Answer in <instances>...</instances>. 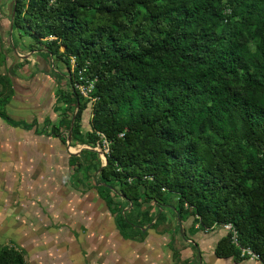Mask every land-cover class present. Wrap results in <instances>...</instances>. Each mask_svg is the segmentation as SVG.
Listing matches in <instances>:
<instances>
[{
	"label": "trees",
	"instance_id": "16d2710c",
	"mask_svg": "<svg viewBox=\"0 0 264 264\" xmlns=\"http://www.w3.org/2000/svg\"><path fill=\"white\" fill-rule=\"evenodd\" d=\"M9 22L29 51L64 65L70 91L56 92L46 122L22 124L6 112L14 90L2 74L11 95L0 89V118L64 144L73 119L72 141L105 139L106 162L81 149L68 163L95 167L124 239L155 228L168 208L191 214L192 229L230 223L238 245L226 231L217 257L241 258L244 247L264 262V0H12ZM0 264L24 255L0 245Z\"/></svg>",
	"mask_w": 264,
	"mask_h": 264
},
{
	"label": "rangeland",
	"instance_id": "374dc122",
	"mask_svg": "<svg viewBox=\"0 0 264 264\" xmlns=\"http://www.w3.org/2000/svg\"><path fill=\"white\" fill-rule=\"evenodd\" d=\"M0 5V75L10 78L14 90L11 95L7 83L0 80L2 97L11 95L6 112L22 124H41L55 114L51 101L56 92L70 91L65 81L68 72L59 62L56 69L46 53L29 51L27 36L19 39L15 31L10 35L12 0H0ZM90 84L77 86L83 90ZM66 112L68 119L75 108ZM90 113L89 100L83 112L84 129H89ZM29 128L13 127L0 118V245L21 251L25 264H186L179 254L190 231L194 236H188L204 255L224 232L221 225L208 233L192 229L191 214L178 218L164 208V218L155 228L143 229L136 239H124L95 187V167L85 165L76 171L68 163L70 152L92 148L71 137L69 145H74L68 151L67 140L64 144L36 133L34 126ZM93 149L96 159L103 161L104 147ZM169 198L171 203L177 200L174 195ZM142 209L155 214L149 204ZM203 238H207L204 243ZM189 245L194 248V242Z\"/></svg>",
	"mask_w": 264,
	"mask_h": 264
},
{
	"label": "crops",
	"instance_id": "0c3cea01",
	"mask_svg": "<svg viewBox=\"0 0 264 264\" xmlns=\"http://www.w3.org/2000/svg\"><path fill=\"white\" fill-rule=\"evenodd\" d=\"M0 7L2 6L0 5ZM196 228H197V225H195V229ZM203 231H205L204 233H208L210 230H203ZM225 233L226 231L224 230V232L216 239V241L213 242L214 244L213 249H211L209 253H206V255H204L202 254L204 251L201 249L200 245L197 242L193 241L192 237H189V236H194V234L190 231V233H188L189 236L188 235L186 236L187 245L186 244L182 245L183 248L179 255L180 256L182 255L184 261H186V264H264V262H261L259 259L252 258V257H241V258H234V257L219 258L217 257L214 254V247L217 241L223 235H225ZM206 240L207 238H203L202 243H204V241L206 242ZM193 242H194V248L191 245H189V244H193Z\"/></svg>",
	"mask_w": 264,
	"mask_h": 264
},
{
	"label": "built area",
	"instance_id": "2783aa9c",
	"mask_svg": "<svg viewBox=\"0 0 264 264\" xmlns=\"http://www.w3.org/2000/svg\"><path fill=\"white\" fill-rule=\"evenodd\" d=\"M73 62V61H72ZM93 84L91 83L89 85L88 88H84L83 90H80V92L86 96H88V92L91 90ZM78 87V86H77ZM99 146V145H98ZM103 147H104V153L108 152V143L107 141L104 139L103 140ZM223 228L225 231H230L232 233V241L235 245H238V241H237V232L236 230L233 228V226L230 223L224 224ZM240 256L241 257H252V258H256L259 259V256L253 252L251 249L249 248H244L241 247L240 248Z\"/></svg>",
	"mask_w": 264,
	"mask_h": 264
},
{
	"label": "water",
	"instance_id": "95a60500",
	"mask_svg": "<svg viewBox=\"0 0 264 264\" xmlns=\"http://www.w3.org/2000/svg\"><path fill=\"white\" fill-rule=\"evenodd\" d=\"M11 32H12V25L10 24V35H11ZM72 123H73V119H72V121H71V126H72ZM70 138H71V127L69 128V132H68V136H67V142H66V147H67V150L69 151V147H70V145H69V141H70ZM92 150H94L95 151V149H93L92 148ZM80 152V150L78 151V152H70V153H76V154H78ZM104 156V155H103ZM104 161L106 162V158H105V156H104ZM105 164V163H104ZM103 164V165H104Z\"/></svg>",
	"mask_w": 264,
	"mask_h": 264
}]
</instances>
